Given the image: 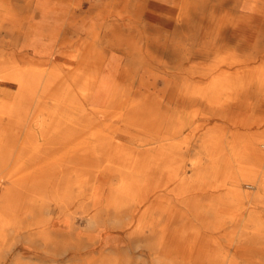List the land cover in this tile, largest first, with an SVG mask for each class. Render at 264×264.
Returning a JSON list of instances; mask_svg holds the SVG:
<instances>
[{
	"label": "bare ground",
	"instance_id": "bare-ground-1",
	"mask_svg": "<svg viewBox=\"0 0 264 264\" xmlns=\"http://www.w3.org/2000/svg\"><path fill=\"white\" fill-rule=\"evenodd\" d=\"M14 1L0 0V83L15 87L0 88V181L10 183L0 226L13 221V183L56 181L65 225L70 199L83 203L86 225L108 207L125 210L134 234L163 220L161 233L143 238L158 264L173 248L185 264L253 256L251 244H231L219 215L253 203L242 220L264 233V0ZM28 149L44 164L7 169L13 152ZM24 175L32 178H14ZM177 216L182 236L168 228ZM78 240H64V251L80 252ZM115 241L102 237L99 250Z\"/></svg>",
	"mask_w": 264,
	"mask_h": 264
},
{
	"label": "rangeland",
	"instance_id": "rangeland-1",
	"mask_svg": "<svg viewBox=\"0 0 264 264\" xmlns=\"http://www.w3.org/2000/svg\"><path fill=\"white\" fill-rule=\"evenodd\" d=\"M14 2L18 5L24 3L22 0H16ZM83 2H85L83 4L85 5V8H87V1ZM0 86H2L0 88L4 90L13 91L15 89L14 86L10 87L3 83H0ZM190 108L191 107L188 109V115H191ZM198 116L194 118V122L198 121ZM4 121L6 122V119ZM212 122L221 124L224 122L223 117H218ZM212 122L210 125L213 124ZM205 128H197L198 130L196 129V131L201 132ZM21 135L22 134L20 133V136ZM17 152L19 153L18 159H21L19 161L18 159L16 160L15 153ZM40 155H42V152L32 154V151L29 149L24 152L21 150L15 151L7 162V169L12 168L13 170H18L16 166L20 163L19 170L23 173L30 172L33 169L35 170L41 166V164H44L39 157ZM19 177L32 178V176L28 175L15 176L14 178ZM115 181L116 177L111 178V181L107 184L105 189L107 193L110 191L109 188L115 185ZM0 183V197H3L5 192L4 188L9 187L10 183L7 181V178L1 179ZM57 184L58 182L54 181L47 183L45 186L43 184L42 187L37 184L33 186L32 182L13 183V187L9 190L10 194H7V196L11 198V205L6 211V215L13 217V221L11 224L7 223L0 226V264H15L14 261H18L17 264H74L76 261H78L76 262L77 264H92V262L99 260L102 255H109L111 259L116 260V264H158L154 260V254L145 247L144 244H146V242L143 238L145 236L147 238L154 236L155 233L159 231L158 228L165 224L163 220L161 223L159 222L158 227L153 228L151 231L145 228L144 233L134 234V225L131 227L127 224L129 216L125 214V210L123 208L108 207L100 213V223L86 225L85 220L81 217L84 214L83 203H81L79 199H70V202H66L65 212L69 214L73 224L70 225V223L65 225L62 221L65 214H62L57 205L60 201L58 197L61 193L60 191V193H56ZM58 186L60 187V185ZM242 188L243 190L253 191L252 188H248L245 184H243ZM212 192L214 193L215 191ZM216 193L212 196L214 197ZM30 194H36V196L40 195V197L37 198V202L35 200L33 204L29 203L28 195ZM40 202L42 204L41 208H37ZM250 204L251 203L245 202L239 209L238 213L234 215L228 213L219 215L224 222L222 225L223 228L221 227V229L226 232H231L233 235V241L231 244H241L242 242L245 245L251 244V248L253 247V256L248 258L245 257L246 259L244 257L242 259L238 258V261L240 262L239 264H264V259H262L264 258V254L261 252L264 251V233L254 235V229H257L254 224L245 223L242 220V218L252 210L254 204ZM259 206L260 207L257 209L259 215L257 216L260 220L262 219V221H264V204H260ZM89 211L90 213L94 212L90 209L88 212ZM206 213L205 216L209 219L207 223L212 227L213 223L211 222V219L214 216L212 209L210 208ZM258 218H256V220L259 222L260 220ZM35 219H41V223H38V226L32 228ZM184 222L186 221L182 216H177L171 226L168 227H171V234H176L177 236L184 235ZM188 223L201 227V224L195 221L194 218H192V222ZM72 227H74V229H72ZM259 227L262 229L261 231L264 232V224H261L258 228ZM201 228L205 231L203 227ZM107 231L109 233H107ZM159 233H161V231H159ZM104 236L115 237L116 241L110 243L106 249L103 248L99 250L100 239ZM75 238H78L79 240ZM69 239L81 242L83 248L80 252H74L73 249L64 251L62 243L64 240ZM221 240L224 241L223 238H221ZM216 246L222 247L224 245L216 244ZM233 247L235 246L231 247L230 254L235 253ZM130 251L132 255L129 253ZM65 255H67L66 258L64 257ZM169 255L170 258L164 259L165 264H185V260L183 261V254L179 249L173 248Z\"/></svg>",
	"mask_w": 264,
	"mask_h": 264
}]
</instances>
